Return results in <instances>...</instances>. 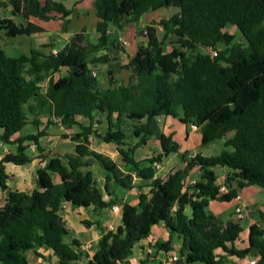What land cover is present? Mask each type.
I'll return each instance as SVG.
<instances>
[{"label": "trees", "instance_id": "16d2710c", "mask_svg": "<svg viewBox=\"0 0 264 264\" xmlns=\"http://www.w3.org/2000/svg\"><path fill=\"white\" fill-rule=\"evenodd\" d=\"M93 5L95 42L82 28L54 53L32 48L28 54L10 56L0 47V144H17L15 153L0 159V190L8 187L6 162L22 165L38 158L44 163L37 169L38 180L48 192L43 197L37 189L8 191L0 204V264H29L25 253L31 250L40 255L36 249L42 246L57 254L59 264H119L159 222L181 237L175 264H226L228 255L244 258L251 248L258 256L254 264H264L261 226L250 224L248 246L236 248L233 243L242 231L240 220L224 222L207 210L210 200L230 201L245 185L264 188V0H94ZM6 6L11 7L13 16L25 19L46 21L52 11L59 13L62 32L68 30L73 11L62 0L0 1V7ZM164 7L177 11L145 26L146 43L137 45L128 57L127 84L112 82L102 88L90 65L110 61L105 52L109 46L123 51L121 45L108 39L109 25L122 29L135 24L142 14ZM227 25L239 30L243 42L234 41L225 31ZM156 26L162 29L161 39ZM0 31L13 38L43 28L32 22L23 26L0 14ZM168 38L174 45L166 51L164 41ZM220 43L223 48H219ZM200 48L215 49L216 55ZM180 112L181 122L199 128L202 145L223 139L224 148L216 155L189 156L178 151L171 135L161 134L162 151L136 160L134 151L152 134L153 118L178 117ZM77 116L88 123H79ZM41 117H46L42 128ZM124 119L133 122L138 140L120 148L127 172L118 176L117 163L90 150L88 137L93 134L104 142L125 146ZM103 120L108 128L101 134L93 126ZM55 122L65 128L79 126L70 136L62 134L75 142L76 155L62 158L41 145L40 138ZM27 123L36 126V133L13 137ZM28 143L34 145L36 155L28 152ZM169 152L177 153L184 166L162 179L156 176L155 163ZM84 156L88 159L82 160ZM93 159L108 171L104 187L109 194L112 179L122 188L134 185L133 176L150 180V184L147 192H140L137 205L122 204V224L115 230L97 221L99 248L82 263L87 256L78 249L79 242L63 240L68 229L58 209L62 201L74 207L93 205L95 210L112 203L102 198L91 170L81 169ZM196 165L200 179L183 190L186 176ZM214 166L229 169L223 182L226 192L217 184ZM52 173L58 174L59 182L52 181ZM187 205L192 212L190 219L185 214ZM154 247L173 250L171 239L158 241Z\"/></svg>", "mask_w": 264, "mask_h": 264}, {"label": "crops", "instance_id": "0c3cea01", "mask_svg": "<svg viewBox=\"0 0 264 264\" xmlns=\"http://www.w3.org/2000/svg\"><path fill=\"white\" fill-rule=\"evenodd\" d=\"M6 1V0H0ZM41 3H44L45 0H39ZM58 1V0H55ZM87 1L92 3V8H87L84 5ZM63 4L66 8H71L73 11L69 15L70 23L68 25V30L66 32L61 31V23L62 20L60 18V14L52 11L50 15L52 17L49 20H40L36 17H29L25 19L23 17L13 16L10 12L11 7H0V14L2 17H9L12 18L17 24H21L26 26L28 22H32L38 26L43 28L41 32L35 33H27L17 35L13 38L6 37L3 31H0V47L5 50V52L10 56H18L19 54H28L32 48H39L43 50V52H56V50L62 46H64L68 41H65L62 45L58 44L56 41L60 43L62 37H57L60 33L63 34V37H70L75 33L79 32L82 28L85 29V35L87 34L90 38H88L91 42H95L97 39V33L95 31V25L97 21V17L95 15V8L93 5L94 0H62ZM77 7V8H76ZM170 8V7H164ZM90 9V10H89ZM163 9V8H162ZM157 11V10H156ZM177 11V10H175ZM174 11V12H175ZM155 12V11H153ZM173 12V13H174ZM152 13V12H149ZM149 13H144L141 15L139 20L135 24H129L131 28L125 26L122 29H118L112 25H109L108 34L111 35L108 38L110 41H114L118 43V40L121 38L130 37L132 35L131 29H134V35L138 36L139 30L137 29V25L140 21L144 19L146 15ZM84 15V16H83ZM93 18V25H89L83 20V24L71 30V25L73 23L74 18H83L85 16H89ZM151 22V21H150ZM149 24V23H148ZM147 24V25H148ZM89 25V26H86ZM234 29L236 28L233 25H227L225 27V31L228 32L227 28ZM157 28V26H156ZM237 29V28H236ZM59 30V31H58ZM113 31L112 33H110ZM231 34V32H228ZM86 35V37H87ZM120 44V43H119ZM145 44V43H141ZM46 45V46H44ZM113 46H109L108 51ZM115 50L117 48L113 47ZM123 48V47H122ZM135 53V52H134ZM132 56V55H131ZM130 57V56H128ZM127 57V58H128ZM118 63V64H117ZM115 63V66H111L113 63L110 61L106 63H98L95 66L90 65L93 69V73H95L100 86L101 82L98 77V71L100 69H104L107 75V85L102 88L109 87L110 83L114 82L113 78H118V72L122 71L123 69L128 70L129 58L125 62L124 60L119 59ZM63 70V69H62ZM111 70V71H110ZM119 70V71H118ZM115 71H117L115 73ZM129 71V70H128ZM100 72V71H99ZM57 74V73H56ZM55 74V75H56ZM130 76V74H129ZM128 76V77H129ZM56 78V76H55ZM128 82V81H127ZM127 82L122 83L126 85ZM180 116L182 113L180 112L178 117H173L169 115H158L153 118L152 121V134L148 137V140L144 145L137 147L134 151V158L136 160L144 159L156 155L162 151L160 145V136L161 134L171 135L172 139L178 143V151L188 152L189 156H193L196 153H200L203 156H211L218 154L224 147L213 149V151H208L206 153L199 151L200 146L196 145L194 140L198 138V143H200V130L195 125L194 127H190L188 124H185L180 121ZM77 121L81 124H87L88 120L82 116L76 117ZM116 114H113L112 121H115ZM42 125L41 128L45 125L46 117H41ZM130 120L124 119L122 121V130L126 134L125 143L126 145H119L115 142H104L97 136L91 134L88 137V147L90 150H93L97 153L103 154L105 157L110 158V154L107 153L105 155L104 151L93 148L92 143H100L103 144V147H106V151L110 152L114 148L117 152L112 151V154L117 153L118 161L110 158L111 160L117 163L116 174L118 176H122L127 172V169L124 167V161L122 160V156L120 155L119 151L120 148H126L127 145H131L135 143L138 138L133 133L132 125ZM25 128V129H24ZM64 128L66 130H71L68 136L77 132L79 130L78 125H73L70 128H65L58 122L51 125L47 129V134L40 138L41 145L49 150L50 148H55L56 153L60 157H64L66 154L69 155H76L75 152V142L71 141L69 137H63L61 129ZM99 133L103 134L108 128L107 122L103 120L100 124L95 123L93 126ZM38 129L31 123H27L22 127L20 131L15 133L13 137L24 136L28 133H36ZM2 129L0 128V133ZM60 136L63 138L61 139ZM64 140V141H63ZM99 141V142H98ZM220 141L223 142V139ZM68 142V143H66ZM29 144L28 152L36 155V151L34 149V145L31 143ZM212 144V143H211ZM5 145H10L9 148L5 147ZM194 145V147H192ZM200 145H202L200 143ZM210 145V144H208ZM230 149V148H227ZM17 150L16 143L10 144H0V159L6 153H15ZM211 153V154H210ZM88 159V156H84L82 160ZM175 160V164L171 163L172 160ZM64 160V159H63ZM100 161L93 159L89 166H82L81 169L83 171L91 170L93 174V178L96 182V186L100 193L102 194V198L109 202L112 200V203L101 209L95 210L93 205H89L87 207L79 206L74 207L70 203L62 201L60 203V207L58 209V214L62 217L65 222V225L68 229V233L63 236V240L66 243L71 244L72 241L75 239L79 242L78 249L81 250L87 257L82 259V263H86L89 258L92 257L93 253H95L99 248V239H100V232L98 229L97 221L99 222L100 226L115 230L119 225L122 224V204L124 202L129 203L131 205H137L138 203V196L141 191L147 192L150 184V180H144L139 177L133 176V186L131 188H122L115 184L113 179L111 180V193H107L105 190V182H106V175L108 171L104 169L103 166L98 163ZM160 163V171L162 170V174L158 176V172H156V176L164 179L167 174L173 172L178 168H182L184 166V162L180 160L177 153L169 152L162 156ZM44 163L40 161L38 158H34L32 161L22 164L16 165L11 162H6L4 164L5 172L9 175L7 180V189L0 190V204L4 202L8 191L11 189H18L20 191L30 192L33 189H37L41 192L42 196H47V190L41 188L38 176H37V169L38 167L42 166ZM15 165V169L13 166ZM213 170L217 175V184L220 186L223 185L224 178L226 173L229 171L227 167L223 166H214ZM201 176V171L199 170V166H194L186 176L184 181V188L183 190L193 184L194 182L198 181ZM52 181L57 183L60 181V178L57 173L51 174ZM258 186V185H257ZM256 185H245L242 188H239L237 191L236 196H240V199H236V196L232 198L230 201H217V200H210L208 203L207 210L214 214L218 219L222 221H235L240 220L242 231L240 232L238 238L234 241L233 245L236 248H245L248 246V229L250 224L255 223L261 226L264 230V197H261L257 194H262L259 188ZM227 188V187H226ZM228 189V188H227ZM216 202V206L213 209L211 203ZM116 205L117 209L113 210L112 207ZM240 207V217L238 218V214L235 212V208ZM175 208V207H174ZM191 208L189 205L185 207V214L188 218H191ZM238 218V219H237ZM89 222V225H86L85 222ZM171 239L173 250L169 252H164L162 250L155 249L154 245L158 241H166ZM181 237L177 233H170L167 228L164 226L162 222H159L151 227V232L148 237L141 239L138 241L132 248V252L129 256H127L122 262L119 264H167L168 258L171 254L177 253V250L181 246ZM36 251L40 255H36L34 251H27L31 253L32 262L29 264H59V259L57 254L46 246L38 247ZM218 253H223L221 250H217ZM256 261L258 259L256 250L251 248L250 252L244 258H238L233 255H228L226 257V264H249V260Z\"/></svg>", "mask_w": 264, "mask_h": 264}, {"label": "rangeland", "instance_id": "374dc122", "mask_svg": "<svg viewBox=\"0 0 264 264\" xmlns=\"http://www.w3.org/2000/svg\"><path fill=\"white\" fill-rule=\"evenodd\" d=\"M84 6L91 9L92 8V3L90 1H87ZM175 10H177V9L174 8V7L163 8V9H159V10H157L155 12H152V13H149L148 15H146L144 17V19L142 21H140L138 23V25H137L138 26L137 29L139 30L138 36L137 35L136 36L134 35V29L132 28L131 29L132 35L130 37H127V39L126 38H122V39L120 38L118 40V44L120 43L119 45H121L123 47V51L120 50V49L115 50L113 47L110 48V50L108 51V54H109V57L111 59V63H113L111 66H115V63H117V61L119 59L124 60L126 62L127 59H128L127 57L133 55L134 52L136 51L137 45H139L141 43H146V40L147 39L145 37V26L150 21H153V22L157 23L160 18L169 17ZM83 20H84V22H86L90 26L93 25V18L90 17V15L89 16H85L83 18H77V19L74 18L73 23L71 25V30H73L74 28H77L78 26L82 25L83 24ZM89 25H86V26H89ZM127 26L129 28H131V26H129V25H127ZM226 30L228 32H231V34L234 36V41H236V42H243V37H242V35H241V33L239 32L238 29H236V28L232 29V27L231 28L229 27ZM112 32L113 31H111L110 33H112ZM162 33L163 32H162L161 27L160 26H157V35H158V37L160 39L162 38ZM57 37H62L61 40H60V43L58 41H56L60 45H62L65 41H68L69 40V37L68 36L66 38L63 37V34L60 33V31H59V35H57ZM87 37H88V35H87ZM110 37H111V35L108 34V38H110ZM88 38H90V35H89ZM90 39H92V36H91ZM173 42H174L173 39H169L168 38L167 40H165L164 41V49L166 51L170 50L173 47V45H174ZM223 47H224V45L222 43H220L219 44V48H223ZM200 50L206 52L209 49L200 48ZM115 67H118V66H115ZM99 71H98V77H99V80L101 82L102 87H104V86L107 85V75H106L107 73H106V71L104 69H100ZM116 72L117 71H115V73ZM129 74H130V72L127 69H123L122 71L118 72V76H117L118 78H115V77L113 78L114 83L115 84H118V83L122 84L124 82H127L128 79H129V77H128ZM55 76L57 77L58 74H56ZM61 132L70 133L71 130H66V129L62 128L61 129ZM60 138L63 139L61 136H60ZM194 142H195L196 145H199L200 146V150L199 151L204 152V153H206L208 151H213V149L216 150V148H222L223 147V142L220 141V140H216L215 142H213L210 145H200V143H198V138L196 140H194ZM66 143H68V142H66ZM213 146H216V148L213 147ZM5 147L9 148L10 145H5ZM92 147L104 151L105 152L104 153L105 155H107V153L110 154L109 155L110 158L118 161L117 153L116 154L115 153L112 154V151L117 152V150H115V148L112 151L107 152L106 151V147H103V144L95 143V142L92 143ZM192 147H194V145H192ZM49 151H50V153H56L55 148H53V149L50 148ZM98 163H100V162H98ZM171 163H174L175 164V160L173 159L171 161ZM100 165H101V163H100ZM159 166H160V163H159ZM13 169H15V165L13 166ZM157 172H158V176H159V175L162 174L163 171L162 170L160 171V168H159V169H157ZM259 188H261V187H259ZM260 190H262L261 191L262 194H257V195H259L261 197H264V188H261ZM222 192H224V191H222ZM211 206L214 209L215 206H216V202L211 203ZM30 254L31 253H29V252L26 254V257H27V260L29 261V263L32 262V258H31V255Z\"/></svg>", "mask_w": 264, "mask_h": 264}, {"label": "built area", "instance_id": "2783aa9c", "mask_svg": "<svg viewBox=\"0 0 264 264\" xmlns=\"http://www.w3.org/2000/svg\"><path fill=\"white\" fill-rule=\"evenodd\" d=\"M209 52H210V54L212 55V56H215L216 55V50L215 49H209L208 50ZM95 74V73H94ZM189 126L190 127H194L195 125L194 124H189ZM155 167H156V169H159L160 168V166H159V163H155ZM220 190L221 191H224V192H226L227 191V188L224 186V185H222L221 187H220ZM236 199H240V196H236ZM112 209L113 210H115V209H117V206L116 205H114L113 207H112ZM240 211H241V208L240 207H236L235 208V212L238 214V218L240 217ZM237 218V219H238ZM177 259H178V254L177 253H173V254H171L170 256H169V258H168V261H167V264H175V262L177 261ZM254 260H249V264H254Z\"/></svg>", "mask_w": 264, "mask_h": 264}]
</instances>
